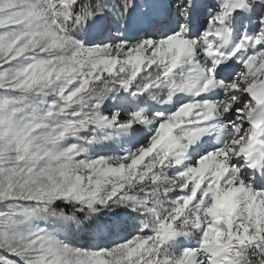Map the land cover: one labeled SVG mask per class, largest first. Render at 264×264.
<instances>
[{
  "label": "snow or ice",
  "instance_id": "snow-or-ice-1",
  "mask_svg": "<svg viewBox=\"0 0 264 264\" xmlns=\"http://www.w3.org/2000/svg\"><path fill=\"white\" fill-rule=\"evenodd\" d=\"M0 264H264V0H0Z\"/></svg>",
  "mask_w": 264,
  "mask_h": 264
}]
</instances>
